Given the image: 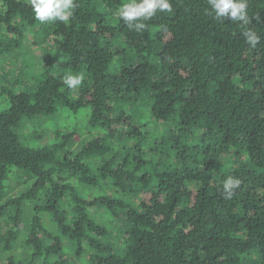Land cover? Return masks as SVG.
Masks as SVG:
<instances>
[{
    "label": "trees",
    "instance_id": "1",
    "mask_svg": "<svg viewBox=\"0 0 264 264\" xmlns=\"http://www.w3.org/2000/svg\"><path fill=\"white\" fill-rule=\"evenodd\" d=\"M128 2L42 25L0 0L17 72L0 76V264H264V0L256 49L207 0H172L143 33L117 16Z\"/></svg>",
    "mask_w": 264,
    "mask_h": 264
},
{
    "label": "clouds",
    "instance_id": "2",
    "mask_svg": "<svg viewBox=\"0 0 264 264\" xmlns=\"http://www.w3.org/2000/svg\"><path fill=\"white\" fill-rule=\"evenodd\" d=\"M208 15H213L217 20H231L244 27L242 36L250 49H256L261 42V36L256 30L248 27L252 23L248 15V0H207ZM30 6L34 12L35 20L40 24H48L56 21L67 24L77 7L76 0H30ZM172 0H129L122 4L117 12L118 18L130 30L143 33L147 24L157 13H172ZM83 73L68 74L63 77V83L70 90H75L82 85ZM241 179L228 176L223 183L222 195L225 200H231L236 190L241 186Z\"/></svg>",
    "mask_w": 264,
    "mask_h": 264
},
{
    "label": "rangeland",
    "instance_id": "3",
    "mask_svg": "<svg viewBox=\"0 0 264 264\" xmlns=\"http://www.w3.org/2000/svg\"><path fill=\"white\" fill-rule=\"evenodd\" d=\"M1 7V6H0ZM0 13H1V8H0ZM4 29V28H3ZM7 34H6V31L5 30H1L0 29V41H3L4 39H6L7 38ZM45 45V44H44ZM27 48L25 47V46H23V50H22V52H27V53H29V56H31V57H33V50H32V48H30L31 47V43H29V42H27ZM38 48H42V45H39V47ZM18 52V51H17ZM16 52V53H17ZM16 53H13V55L14 54H16ZM35 63H33L32 64V66L30 65V67H33V68H35V72H40V66H42V64H39L38 63V61L39 60H37V59H35ZM52 62V61H51ZM8 64H5V65H3V63H2V55H0V76H3V73H13L12 75H9V74H7V75H9V77L7 78V76H6V80L3 78V84H7V85H9V84H13L14 86H15V81H14V79H15V77L14 76H16V74H17V72H16V69L14 70V69H12V70H9V71H6L7 70V66ZM33 71V69H31V72ZM34 72V71H33ZM21 85H22V82H20V85H16V87H17V89L16 90H19V89H21ZM12 86V85H11ZM83 137H86V134L83 136ZM70 260H68V262H69ZM81 264V263H79V262H74V264Z\"/></svg>",
    "mask_w": 264,
    "mask_h": 264
}]
</instances>
